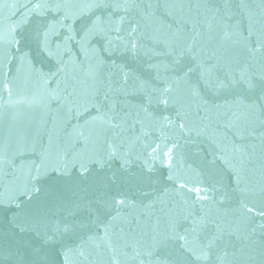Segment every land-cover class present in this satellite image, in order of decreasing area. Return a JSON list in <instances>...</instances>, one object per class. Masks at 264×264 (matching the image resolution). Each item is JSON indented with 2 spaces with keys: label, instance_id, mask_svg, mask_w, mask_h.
<instances>
[{
  "label": "snow or ice",
  "instance_id": "snow-or-ice-1",
  "mask_svg": "<svg viewBox=\"0 0 264 264\" xmlns=\"http://www.w3.org/2000/svg\"><path fill=\"white\" fill-rule=\"evenodd\" d=\"M41 7H42V5L39 2L33 6L34 10H38ZM69 39H72V37H69ZM169 55H172V54L169 53ZM185 57H188V59L191 60L192 63L185 66L183 76L190 77L193 72H198L200 74L201 79H203L207 76L208 69L204 68L200 64L195 63V58L190 55V48L185 50V51L179 52L175 56H173L172 66L178 67V66L182 65L184 60H185ZM237 85H243L249 90H252L256 87L255 83L251 79L245 80L244 77H241L239 80L232 79V80H229L228 82L219 81L216 84V87L218 89H226V88H230V87L234 88ZM165 91L166 92L170 91V89H165ZM161 103H164L166 105L168 103V101L165 98V99L161 100ZM253 104L256 106H264V88L261 89L260 94L258 95L256 100L253 101ZM171 151H172L171 149H168V152L166 153V155H170ZM88 226H89L88 222L80 221V222H76V223L65 224L62 227H58L57 231L61 232V233H69V232H72L74 229L86 228ZM192 231L195 232V227L192 229ZM178 238L180 240L184 241V244L182 246L185 247L186 250L191 251V249L188 248V235L185 234V235L179 236ZM168 239H171V237H162L158 241V243L160 245H163L166 243V241ZM213 243H214L213 240H209L208 243L206 245H204V247L200 250V254L195 255V259L207 260L208 259V251L207 250L213 246Z\"/></svg>",
  "mask_w": 264,
  "mask_h": 264
}]
</instances>
